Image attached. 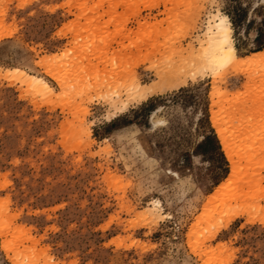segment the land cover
<instances>
[{
	"label": "rangeland",
	"instance_id": "1",
	"mask_svg": "<svg viewBox=\"0 0 264 264\" xmlns=\"http://www.w3.org/2000/svg\"><path fill=\"white\" fill-rule=\"evenodd\" d=\"M0 31V264H264V0H0Z\"/></svg>",
	"mask_w": 264,
	"mask_h": 264
},
{
	"label": "bare ground",
	"instance_id": "2",
	"mask_svg": "<svg viewBox=\"0 0 264 264\" xmlns=\"http://www.w3.org/2000/svg\"><path fill=\"white\" fill-rule=\"evenodd\" d=\"M232 26H231V20L228 15L219 13L214 16L207 27L206 31V50L207 52H211V56L213 58V61L218 64L219 66L224 65L225 63H228L230 61H239V57L237 54V48L234 44L233 37H232ZM3 31H0V33ZM4 32L2 35L0 34V38L4 37ZM12 33H9L5 36H10ZM260 52H258L259 54ZM257 54V53H256ZM3 69V68H2ZM12 69V68H11ZM11 71V70H9ZM7 71V72H9ZM12 71L19 76L22 81H24L26 84L30 86H36L37 88H40L41 90L47 91V92H54L55 88L42 76H38L35 74H29L27 71H25L23 68L15 67L12 69ZM11 73V72H10ZM13 73V75H15ZM11 75V74H9ZM60 82V80H58ZM152 87V88H151ZM149 89L151 93L158 90L159 85L154 84ZM145 91L141 92L140 94H143ZM147 93V92H146ZM215 125L219 127V121L218 119L214 120ZM219 135L223 141V144L228 147V139L230 132H225L224 130L220 129L218 130ZM226 182H223L219 188H223ZM154 208L161 207L160 200L156 199L153 201Z\"/></svg>",
	"mask_w": 264,
	"mask_h": 264
},
{
	"label": "trees",
	"instance_id": "3",
	"mask_svg": "<svg viewBox=\"0 0 264 264\" xmlns=\"http://www.w3.org/2000/svg\"><path fill=\"white\" fill-rule=\"evenodd\" d=\"M264 48V46L263 47H261V48H258L257 50H261V49H263Z\"/></svg>",
	"mask_w": 264,
	"mask_h": 264
}]
</instances>
